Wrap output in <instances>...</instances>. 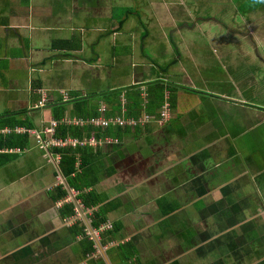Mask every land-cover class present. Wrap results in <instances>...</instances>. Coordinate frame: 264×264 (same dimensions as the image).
<instances>
[{"label": "crops", "instance_id": "0c3cea01", "mask_svg": "<svg viewBox=\"0 0 264 264\" xmlns=\"http://www.w3.org/2000/svg\"><path fill=\"white\" fill-rule=\"evenodd\" d=\"M185 1L0 0V134L29 140L23 149H0V264H264V108L232 98L262 95L264 83L255 82L264 74H249L241 62L246 72L231 94L189 100L190 75L171 73L175 58L179 64L195 54L183 32L193 14ZM262 8L237 7L245 17ZM125 74L129 82H113ZM158 77L180 85L166 118H159L163 106L146 111L147 101L143 113L128 115L124 90L122 108L106 114L110 90L145 89ZM59 103L66 106L61 120L54 116ZM88 105L98 106V117L124 119L113 126L128 132L111 144L100 141L112 136H74L70 128L94 126L71 114ZM51 120L58 124L46 134ZM38 135L64 145L41 148ZM64 147L97 152L87 175L98 171L100 178L86 188L103 200L96 207H86L70 186L56 150ZM81 162L77 153L72 175ZM58 185L65 197L57 198ZM109 201L107 223L86 233L96 248L86 256L83 235L71 227L82 221L87 228L92 211ZM66 202L75 213L65 217ZM114 222L119 232L108 233Z\"/></svg>", "mask_w": 264, "mask_h": 264}, {"label": "rangeland", "instance_id": "374dc122", "mask_svg": "<svg viewBox=\"0 0 264 264\" xmlns=\"http://www.w3.org/2000/svg\"><path fill=\"white\" fill-rule=\"evenodd\" d=\"M185 2L191 5L193 14L188 19L189 26H186L183 32L187 42L190 43L188 50L195 54L194 58L184 55L183 63L180 62L171 69L173 79L178 74L190 75L195 88L189 86L193 89L208 93V97L217 96L223 99L225 94H231L232 87L237 84V75L246 72L239 70L241 62L243 63L241 66L244 70L247 68L249 74H264V62L258 58L260 55L264 56L262 53L264 52V8L253 11L245 17L237 9L241 2L235 0H188ZM247 2L249 4L246 8L249 9L255 3H264V0ZM172 10L175 15L176 8ZM241 10H243L242 7ZM200 16H206V20L200 19ZM198 21L201 22L198 23ZM249 62H252L251 65H248ZM125 65L126 62L121 67L125 69ZM126 68L129 69L130 64ZM214 77L219 78L215 85ZM203 78L207 80L204 81ZM129 81V76L125 74L119 81L113 82H119L121 86ZM108 83L109 81H102L100 85H108ZM172 83L174 86L175 83ZM263 83L262 78L255 82L256 85ZM259 91H256L254 97L245 93L241 95L242 97L238 94V96L232 95L234 96L232 98L254 99L262 103L259 106L264 108V92L261 95ZM202 94L204 93L192 91L188 98L196 101Z\"/></svg>", "mask_w": 264, "mask_h": 264}, {"label": "trees", "instance_id": "16d2710c", "mask_svg": "<svg viewBox=\"0 0 264 264\" xmlns=\"http://www.w3.org/2000/svg\"><path fill=\"white\" fill-rule=\"evenodd\" d=\"M250 0H244L240 1V7H242V11L246 12L248 10L256 9L258 5L262 3H255L251 8L247 9L246 6L249 4ZM247 2V3H246ZM245 5V7H243ZM178 58H175L173 62L171 63V66H174L178 64ZM169 68V67H168ZM173 81H166L165 79H161L160 77L151 80L146 83L145 89L141 88V85H130V86H124L115 88L113 90H110L109 97L106 99V105H107V112L106 114L109 115L111 113L116 114L122 108V100H121V93L124 90L126 92V99H127V105L128 106V115H139L143 113V102L147 101V107L146 111L148 112H154L159 113V109L163 106L164 103L169 104V111H171V107H175V102L178 99V90H179V84ZM145 84V83H144ZM187 88V87H185ZM184 88V89H185ZM190 92L196 91V92H202L205 95L209 96L208 93L204 91H200L198 89H193L192 87L187 88ZM146 93L145 96L143 94ZM168 94V95H167ZM185 97V95L183 94ZM81 102V101H80ZM164 104V105H163ZM85 108V107H84ZM82 108V106L75 107L74 111L71 112L72 115H76L78 117H90V118H97L99 116L100 111L98 110V106H93L92 109H90V106H86V110ZM89 108V109H87ZM162 108V110H163ZM162 110L159 113V118H161ZM66 114V106L65 103H59L54 105V116L55 118L61 120L62 117ZM60 126V125H59ZM96 126V127H95ZM118 126V125H117ZM14 128V127H13ZM128 126L125 128L122 127H114L113 124L110 126H107L105 128H101L98 125L94 124V126L88 125L81 128H70L71 133L74 136L83 137V136H90L92 134H95L96 137L102 138L105 136H113V137H120L123 138V130L125 129V132H128ZM60 135H66L67 128L61 127L60 128ZM28 136L27 134L21 135L20 133L11 132L10 134L6 136H2L0 134V149L4 147H20L23 149L28 144ZM62 151V159H61V167L62 170L67 177V180L71 187L75 188L79 191V197L81 198L83 204L86 207L93 208L96 207L98 204L102 203L103 200L96 195L94 192L86 190V188L93 186L100 178L99 172H91L93 174V177L87 175V172L89 170L92 171V166L94 167V157L97 152L92 150L91 148H82L77 147L74 149H71L69 147H64L63 149H58ZM98 153L101 151V148L99 147L97 149ZM77 153L80 154L82 158L81 162V172L75 173V175H72L73 172L77 169L76 166V157ZM2 161L0 160V164ZM95 169V168H94ZM60 188V194L57 198H62L67 195V190L64 189L61 185H58ZM114 203L107 202L105 204H102L101 206L94 209L90 215L91 217V225L94 228H100V226L104 223H107L108 215L107 212L110 211V207H112ZM63 214L64 216H71L75 213L74 204L71 202H66L63 205ZM121 227L118 223H112V226L107 230L108 233L119 232V228ZM86 225L79 221L71 227L72 231L75 235H83V239L81 240V243L83 244V247L85 249V255H91L95 251V241L92 239H89L85 232ZM105 235V233H103ZM103 236L101 238V241L104 243L106 242V238ZM130 243L123 244V247L130 246Z\"/></svg>", "mask_w": 264, "mask_h": 264}, {"label": "built area", "instance_id": "2783aa9c", "mask_svg": "<svg viewBox=\"0 0 264 264\" xmlns=\"http://www.w3.org/2000/svg\"><path fill=\"white\" fill-rule=\"evenodd\" d=\"M45 102V99L42 101V103ZM104 110V109H103ZM169 113V104L167 103L161 113V118H166L167 115ZM91 122L96 124V125H101V126H107L109 124H124L125 121L124 119L120 118V117H112V118H106V117H97V118H91ZM58 122L56 120H51L50 121V125L48 127H46L44 129V132L46 134H53L55 132V128L57 126ZM94 139H90V141L92 143L97 144L99 141L96 140L95 137H93ZM118 140L116 139V137H106L104 140H101L100 143H106V144H111L114 142H117ZM38 143L40 145L41 148H47L49 145H58V146H63L64 143L61 141H47L45 139H43L40 135H38ZM109 224V223H108ZM88 226V225H87ZM90 226H91V222L89 223V226L87 228H85V232H89V234L93 233L90 230Z\"/></svg>", "mask_w": 264, "mask_h": 264}, {"label": "water", "instance_id": "95a60500", "mask_svg": "<svg viewBox=\"0 0 264 264\" xmlns=\"http://www.w3.org/2000/svg\"><path fill=\"white\" fill-rule=\"evenodd\" d=\"M100 246V245H99ZM101 247V246H100Z\"/></svg>", "mask_w": 264, "mask_h": 264}]
</instances>
